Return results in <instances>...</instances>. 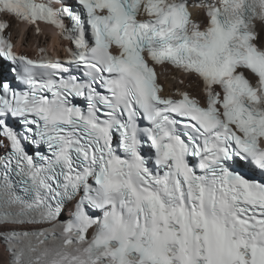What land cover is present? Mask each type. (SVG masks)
<instances>
[{
  "label": "snow or ice",
  "instance_id": "1",
  "mask_svg": "<svg viewBox=\"0 0 264 264\" xmlns=\"http://www.w3.org/2000/svg\"><path fill=\"white\" fill-rule=\"evenodd\" d=\"M189 6L0 0L8 264H264V0ZM13 22L55 26L67 58L17 53ZM155 65L199 96L162 95Z\"/></svg>",
  "mask_w": 264,
  "mask_h": 264
},
{
  "label": "bare ground",
  "instance_id": "2",
  "mask_svg": "<svg viewBox=\"0 0 264 264\" xmlns=\"http://www.w3.org/2000/svg\"><path fill=\"white\" fill-rule=\"evenodd\" d=\"M20 29H22V27ZM26 33L29 36L34 37V34L31 33L30 30H28ZM52 40L54 42L53 43L54 46H59L60 45V41H59V39L57 37H52ZM7 258H8V255L4 252L3 248L0 247V264H7Z\"/></svg>",
  "mask_w": 264,
  "mask_h": 264
}]
</instances>
